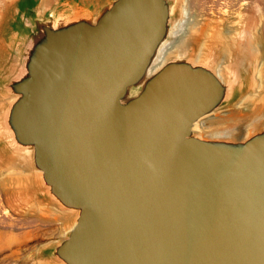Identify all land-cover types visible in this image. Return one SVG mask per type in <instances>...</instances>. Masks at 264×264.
I'll return each instance as SVG.
<instances>
[{"label":"water","instance_id":"water-1","mask_svg":"<svg viewBox=\"0 0 264 264\" xmlns=\"http://www.w3.org/2000/svg\"><path fill=\"white\" fill-rule=\"evenodd\" d=\"M259 55L180 0H0V169L63 224L33 261L264 264Z\"/></svg>","mask_w":264,"mask_h":264},{"label":"rangeland","instance_id":"rangeland-1","mask_svg":"<svg viewBox=\"0 0 264 264\" xmlns=\"http://www.w3.org/2000/svg\"><path fill=\"white\" fill-rule=\"evenodd\" d=\"M185 22L207 31L230 30L260 49L257 76L264 87V0H180ZM247 115L244 114L245 118ZM232 123V122H228ZM61 221L23 200L9 173L0 169V264H36L45 241L62 234Z\"/></svg>","mask_w":264,"mask_h":264},{"label":"bare ground","instance_id":"bare-ground-1","mask_svg":"<svg viewBox=\"0 0 264 264\" xmlns=\"http://www.w3.org/2000/svg\"><path fill=\"white\" fill-rule=\"evenodd\" d=\"M185 32V31H184ZM246 114V113H245ZM240 119V118H239ZM234 121H236V119H234V118H231L229 121H227V122H234Z\"/></svg>","mask_w":264,"mask_h":264}]
</instances>
